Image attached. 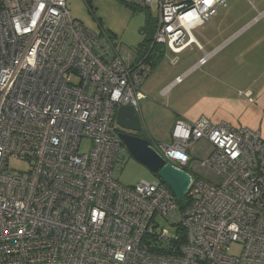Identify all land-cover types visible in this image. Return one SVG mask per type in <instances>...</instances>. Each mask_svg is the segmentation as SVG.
Masks as SVG:
<instances>
[{
  "label": "built area",
  "instance_id": "obj_1",
  "mask_svg": "<svg viewBox=\"0 0 264 264\" xmlns=\"http://www.w3.org/2000/svg\"><path fill=\"white\" fill-rule=\"evenodd\" d=\"M119 1L157 7L150 46L163 45L171 65L192 45L201 52L173 85L219 50H203L192 31L227 0ZM147 56L120 53L110 37L85 30L67 0H0V264H264L258 132L199 119L176 123L169 145L150 143L190 177L182 210L159 179L118 182L127 149L116 113L138 109L152 73ZM240 95L253 100L249 91ZM201 140L211 146L201 163L217 183L190 172L189 150Z\"/></svg>",
  "mask_w": 264,
  "mask_h": 264
},
{
  "label": "rangeland",
  "instance_id": "obj_2",
  "mask_svg": "<svg viewBox=\"0 0 264 264\" xmlns=\"http://www.w3.org/2000/svg\"><path fill=\"white\" fill-rule=\"evenodd\" d=\"M256 1L227 0L209 23L192 31L193 37L205 51L217 46L251 18L252 3L255 4ZM67 8L71 19L85 30L99 37H110L118 52L130 54L135 53L144 36L148 35L149 26H154L158 15L155 5L141 10L119 0H67ZM144 27L146 29L142 31ZM248 36L249 33L238 38L230 48L245 43ZM156 49L161 52L160 60L144 82L141 88L144 97L138 102L141 133L144 138L150 143L169 145L176 123H193L199 119H206L212 124L224 121L237 129L240 124H244L246 107L236 94L233 98L234 91L242 89V82H235L233 87L236 89L229 92V97L224 99L223 92L226 88L220 81L208 79L205 75L207 66L212 62L210 61L207 66L191 72L180 83L173 85L177 77L184 75L197 63L201 52L192 45L178 55L177 64L171 65L169 60L173 55L163 45L156 46ZM166 88H169L167 94L162 95ZM89 146L90 142L84 139L80 151L86 153ZM210 150V144L204 140L192 145L190 172L206 181L217 183V177L201 163L205 161ZM11 167L23 169L25 165L15 162ZM157 179L155 174L126 150L122 168L117 173V180L121 185L128 187L139 182H156ZM159 223V227L173 233L174 230L168 222L161 219ZM239 251L240 247L237 245L229 248L232 255H238Z\"/></svg>",
  "mask_w": 264,
  "mask_h": 264
},
{
  "label": "crops",
  "instance_id": "obj_3",
  "mask_svg": "<svg viewBox=\"0 0 264 264\" xmlns=\"http://www.w3.org/2000/svg\"><path fill=\"white\" fill-rule=\"evenodd\" d=\"M263 11L264 0L252 3L251 18L242 27L225 37L217 46L209 48L208 52L218 48L219 50L200 68L212 61L207 66L205 75L208 79L220 81L221 85L226 88L223 92L224 99L229 97V92L236 89L233 87L235 82H242V89L235 90L233 95L234 98L236 94L246 107V120L244 124L239 125V128H249L258 132L264 140V15L258 18V14ZM247 33H249L248 41L238 47L230 48L232 43ZM216 56L218 58L214 59ZM247 91L252 94L251 102L240 95ZM135 113L139 116L140 107ZM189 154L192 160L190 150Z\"/></svg>",
  "mask_w": 264,
  "mask_h": 264
},
{
  "label": "water",
  "instance_id": "obj_4",
  "mask_svg": "<svg viewBox=\"0 0 264 264\" xmlns=\"http://www.w3.org/2000/svg\"><path fill=\"white\" fill-rule=\"evenodd\" d=\"M116 124L122 131L136 133L142 130L140 118L131 106H121L117 110ZM119 137L129 154L155 174L171 190L176 200L186 194L190 183L188 174L170 164H165L164 160L150 147L148 140L125 132H120Z\"/></svg>",
  "mask_w": 264,
  "mask_h": 264
},
{
  "label": "trees",
  "instance_id": "obj_5",
  "mask_svg": "<svg viewBox=\"0 0 264 264\" xmlns=\"http://www.w3.org/2000/svg\"><path fill=\"white\" fill-rule=\"evenodd\" d=\"M145 29H146V27H144L142 29V31H145ZM152 34H153V26L152 27L149 26L148 35L144 36V39L142 40L141 44L138 46V48L136 49L134 54L138 58H143L146 54H148L146 61L150 64V66L153 70V68L155 67L157 62L160 60L161 52L158 51L155 46L154 47L150 46ZM186 198H187L186 196H183L181 199L177 200V205H178L179 209H181V210L184 209L185 206L188 204V201Z\"/></svg>",
  "mask_w": 264,
  "mask_h": 264
},
{
  "label": "flooded vegetation",
  "instance_id": "obj_6",
  "mask_svg": "<svg viewBox=\"0 0 264 264\" xmlns=\"http://www.w3.org/2000/svg\"><path fill=\"white\" fill-rule=\"evenodd\" d=\"M121 132L130 133V134H134V135H136V136L140 137L141 139H145V138L143 137V135H142L141 131H140V132H136V133H131V132H128V131H122V130H121Z\"/></svg>",
  "mask_w": 264,
  "mask_h": 264
}]
</instances>
